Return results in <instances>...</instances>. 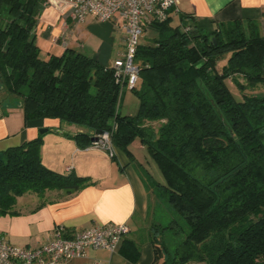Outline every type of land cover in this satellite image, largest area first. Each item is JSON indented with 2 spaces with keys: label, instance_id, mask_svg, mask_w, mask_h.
Masks as SVG:
<instances>
[{
  "label": "trees",
  "instance_id": "16d2710c",
  "mask_svg": "<svg viewBox=\"0 0 264 264\" xmlns=\"http://www.w3.org/2000/svg\"><path fill=\"white\" fill-rule=\"evenodd\" d=\"M44 6L0 0L3 112L19 101L26 123L49 118L83 127L66 133L81 149L97 131H110L115 147L129 153L135 140L146 146L165 179L154 181L155 192H163L171 215L168 224H152L153 264H264V36L257 25L235 21L208 32L190 15L177 26L171 14L155 20L158 37L140 42L135 58L138 110L123 114L126 84L113 65L70 47L43 56L37 32ZM43 143L41 134L0 150V216L19 214L17 199L27 193L70 195L95 183L47 167ZM180 232L172 249L165 235ZM140 244L125 238L120 251L136 262Z\"/></svg>",
  "mask_w": 264,
  "mask_h": 264
},
{
  "label": "crops",
  "instance_id": "0c3cea01",
  "mask_svg": "<svg viewBox=\"0 0 264 264\" xmlns=\"http://www.w3.org/2000/svg\"><path fill=\"white\" fill-rule=\"evenodd\" d=\"M182 14L192 16L208 32L235 21L244 25L253 22L264 36V0H179L177 10L171 13L173 26L180 24ZM147 28L153 27L147 24L144 30ZM154 32L143 33L141 43H152L158 37V31L154 29ZM63 34L67 45L55 40ZM37 43L45 57L48 53L62 54L70 47L84 51L104 65H113L125 49V33L122 27L92 16L81 23L65 22L56 8L46 5L39 18ZM57 46L61 49H56ZM2 105L0 150L43 134L41 154L47 167L91 176L95 183L70 195L62 190H48L43 198L28 193L18 197L15 208L20 213L0 216V236L6 235L15 244L35 247L53 238L59 225L73 231L113 222L127 223L131 232L126 239L141 241L136 262L129 261L120 249L111 252L91 248L84 258L58 264H153L155 248L149 219L155 189L154 179L145 167V163L151 165L146 146L135 140L129 146L131 153L116 146L114 155L93 147L81 149L78 140L66 133L76 134L85 128L49 118L26 123L19 101L6 113ZM42 128L48 130L42 133ZM41 202L44 204L39 207ZM157 264H162V260Z\"/></svg>",
  "mask_w": 264,
  "mask_h": 264
},
{
  "label": "built area",
  "instance_id": "2783aa9c",
  "mask_svg": "<svg viewBox=\"0 0 264 264\" xmlns=\"http://www.w3.org/2000/svg\"><path fill=\"white\" fill-rule=\"evenodd\" d=\"M179 0H44V5L56 7L65 22H84L88 16L101 22H112L124 30L125 49L114 60L116 76L126 86L134 88L139 80L140 66L136 54L145 25L162 21L176 11ZM60 5V6H59ZM64 7V9L62 8ZM67 45L65 35L58 36ZM91 147L115 154L112 133L96 134ZM131 228L127 223H108L70 231L63 225L55 229L53 238L32 247L13 243L0 236V264H58L87 256L89 249L118 251Z\"/></svg>",
  "mask_w": 264,
  "mask_h": 264
},
{
  "label": "rangeland",
  "instance_id": "374dc122",
  "mask_svg": "<svg viewBox=\"0 0 264 264\" xmlns=\"http://www.w3.org/2000/svg\"><path fill=\"white\" fill-rule=\"evenodd\" d=\"M54 8H56V7H54ZM62 8L64 9L63 6H62ZM177 23H178V21H175V24H177ZM149 32L151 35V33L154 32V28H152V29L147 28L146 30H144V34L149 33ZM147 40H149V39H147ZM56 49H61V48H60V46H57ZM139 85H140V82L138 83L136 88H139ZM232 88H233V92L236 95H238V97H240V93L234 84H232ZM260 90L261 89H259L256 92H259ZM138 106H139V99H138L136 93L134 92V90H132L131 87L126 86L123 89L121 100H120V111H121V113H123V114H135L138 110ZM147 157H149L148 159L150 160L151 165L149 166L148 164L145 163V167L149 170V173L152 176V179H154L155 182L165 183L164 176H163L162 172L160 171L156 162L152 159V157L150 156L149 153H147ZM156 189H157V192H155L154 195L152 194L153 195V202H151V207H150L149 224H153L154 223L153 220L163 222L164 224H168L169 220L171 219V215L168 212V210L166 209V206H165L166 201H165V198L163 197L164 194L161 190H159V188H156ZM29 194H35V193H28V195ZM152 195H151V197H152ZM180 221L182 222V224H184L183 219H180ZM183 227H185V224L183 225ZM185 230H186V228H185ZM184 236H185L184 232H180L179 234H171L170 233V234H166L165 238L170 237L169 238L170 239V246L172 247V249H174L183 240ZM189 264H204V263L203 262H191Z\"/></svg>",
  "mask_w": 264,
  "mask_h": 264
},
{
  "label": "water",
  "instance_id": "95a60500",
  "mask_svg": "<svg viewBox=\"0 0 264 264\" xmlns=\"http://www.w3.org/2000/svg\"><path fill=\"white\" fill-rule=\"evenodd\" d=\"M48 130V128H42L40 131L43 133V132H46ZM103 133V131H97V134H101ZM97 137H94L93 140H95Z\"/></svg>",
  "mask_w": 264,
  "mask_h": 264
}]
</instances>
